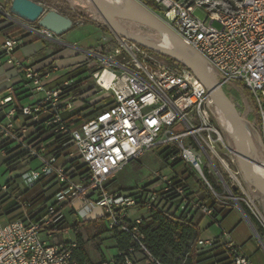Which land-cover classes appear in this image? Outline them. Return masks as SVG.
I'll list each match as a JSON object with an SVG mask.
<instances>
[{
	"label": "built area",
	"instance_id": "obj_1",
	"mask_svg": "<svg viewBox=\"0 0 264 264\" xmlns=\"http://www.w3.org/2000/svg\"><path fill=\"white\" fill-rule=\"evenodd\" d=\"M140 4L194 47L200 60L211 67L217 85L238 84L251 92L257 110L252 124L264 150V0H240L235 8L225 10L201 0H142ZM199 5L206 6V20L195 16ZM0 12L30 37L55 41L80 55L69 65H64L67 58L60 53L42 66L29 65L15 56L27 36H6L0 42V67L18 71L16 78L6 77L8 86L0 98V154L6 159L18 157L16 162L38 159L37 168L26 170L13 183L19 190L42 185L52 192L40 213L31 217V204L18 198L8 183L0 184V192L16 200L24 214L7 223L0 219V264H78L74 257L78 243L56 239L57 233L65 231L59 229L65 224L67 208L77 203L87 209L84 218L104 219L110 231L130 234L139 251L149 254L139 232L144 219L131 218L130 211H150L161 189L183 196L179 212L211 216L213 209L197 197L205 191L236 208L243 201L264 227V215L250 194L252 187L259 188L249 173L244 179L236 169L234 137L226 136L224 114L213 105L196 69L162 64L134 37L115 35L113 41L83 49L64 43L12 6ZM65 69L75 76L54 87L46 85L54 72ZM20 85L29 92V102H18ZM163 146L175 148L176 153L164 161L169 173L155 172V186L134 192L108 188V179L129 162ZM177 157L201 189L174 184L172 164ZM96 209L102 213L96 214ZM198 245L204 250L224 245L233 264H252L229 233L200 238ZM129 253H135L134 248ZM130 254L124 255L122 264H134Z\"/></svg>",
	"mask_w": 264,
	"mask_h": 264
},
{
	"label": "rangeland",
	"instance_id": "obj_2",
	"mask_svg": "<svg viewBox=\"0 0 264 264\" xmlns=\"http://www.w3.org/2000/svg\"><path fill=\"white\" fill-rule=\"evenodd\" d=\"M8 1V2H7ZM5 1L2 8L3 12L10 9L12 0ZM40 5H42L46 12L55 11L69 17L73 21L72 28L67 31L63 38L68 44H74L77 47L83 49H94L101 46L107 42L113 41L115 35L119 37L131 38L134 37L139 39V42L145 44L150 49L151 53L164 65L169 66L174 69H182L187 66L185 61L181 60L179 55L181 54V46L164 36H161L155 30L149 26L134 20L133 18L127 17L121 10L120 6L115 0H33ZM139 3L142 0H137ZM204 4L209 6H217L221 9H233L235 8L240 0H201ZM117 4V5H116ZM120 9H119V8ZM107 9V10H106ZM106 11V12H105ZM105 13V14H104ZM195 16L200 19L206 20L208 16V11L206 6L199 5L196 7ZM21 18V17H19ZM112 18V21L111 19ZM109 20V21H108ZM114 22V23H113ZM215 26L220 28V25L216 22ZM149 42V43H147ZM154 44L156 45L154 47ZM175 44V45H174ZM180 46V47H179ZM36 47L38 53L33 56L30 60L32 63H36L38 55L45 54L47 52L46 48L42 46L41 42H36ZM174 47V48H172ZM178 47V48H177ZM46 50V51H45ZM59 52L64 54L67 50L65 45H54L50 46V51ZM176 50V51H175ZM163 51L170 52L174 54L177 58H170ZM180 51V52H179ZM179 52V53H178ZM76 57L80 58V55L76 54ZM64 74V70L54 72L51 77V81L59 80L61 75ZM223 80L221 77H219ZM49 80V81H50ZM224 93L226 98L234 106L236 111L241 115L244 122V128L248 135L251 137L252 141L256 145V149L260 156L264 159L263 143L260 133H256L252 123L257 121V110L256 105L252 100V97L247 94L245 88L238 84L225 83ZM93 98V96H89ZM99 98V97H98ZM29 102L28 98L25 100ZM100 101V99H99ZM223 128L225 130L226 136H233L230 131L225 129V125L228 124V119L223 115L222 119ZM235 138V135L233 136ZM235 149V143L233 144ZM244 150L248 157L253 158L254 154L251 149V144L248 142L247 138H244ZM161 147H156L145 152L139 159L133 160L128 163L123 169L116 172L113 177H110L107 181L108 187L114 190L120 189L124 192H134L138 188H143V186L148 185L156 180L155 172L158 170H163L164 173H169L170 169L165 166L164 161L160 157L159 149ZM223 149V148H222ZM235 167L240 170L242 176L245 179L248 171L243 167L241 161L236 155ZM40 165L38 159L32 160L30 162H16L14 164L6 163V157L0 154V184H5L8 181H13L19 179L21 175L28 169H35ZM193 177V188L201 189L202 185L197 180L195 175ZM233 191L240 196L239 190L236 187H232ZM251 196L255 200L256 204L260 208L262 214L264 215V194L260 189L251 188ZM227 201L232 203L231 199L227 198ZM244 210H246L247 205L242 201L240 202ZM87 211V209H86ZM145 213V211H143ZM238 211L232 214L229 219L224 223H214L210 216H204L201 212H196V220L200 218V228L202 230V235L204 237L219 235L222 229L229 226L228 229L232 231V235L236 238V241L241 242L244 250L248 253H252L255 256V260L258 263L264 262V246L254 233L253 229L245 222V225L241 226L236 230L241 222V218H237ZM252 214V213H251ZM253 215V214H252ZM204 216V217H203ZM254 216V215H253ZM253 221V218L249 216ZM257 221L255 227L262 236V242L264 244V227L259 222V220L254 216ZM69 231V230H68ZM84 233L86 237L91 241L92 251H99V240H96L94 232L91 228L85 227ZM71 232L65 233L56 237L57 240L61 238H67ZM252 237V238H251ZM258 254V255H257ZM136 260L138 264H147V260L142 254H136Z\"/></svg>",
	"mask_w": 264,
	"mask_h": 264
},
{
	"label": "trees",
	"instance_id": "obj_3",
	"mask_svg": "<svg viewBox=\"0 0 264 264\" xmlns=\"http://www.w3.org/2000/svg\"><path fill=\"white\" fill-rule=\"evenodd\" d=\"M12 26H14V23L10 22L6 28ZM245 91L251 96V92L247 88H245ZM159 150L163 161H166L171 153H176L175 148L171 146H163ZM17 159L18 157L6 159V163L14 164ZM172 165L174 167L172 175L174 184L176 186L192 188L193 177L187 173L183 159L177 157ZM13 182L14 180L8 182L11 190L16 192L18 198L31 204L28 212L31 217H35L42 210L47 198L51 197L52 192L50 190L45 191L42 185H37L31 189L19 190ZM157 183L158 180H155L143 186V188L149 189ZM160 193L159 201L149 211V219H144L139 225V232L144 236L143 242L149 254L139 251V247L132 242L130 234L115 231L113 233L117 248L121 252L115 258V264H122L124 262V255L130 254V248H134L136 252L130 254L134 264H138V260L135 257L137 253L144 256L147 264H233L230 250L224 245H218L211 250H204L198 245V240L202 238L200 220L195 219L196 212L193 213L189 210L179 212L183 196H180L174 190L164 191L161 189ZM186 197L193 199L196 196ZM197 197L202 203L207 204L213 209V214L211 215L213 224L219 222V219L225 218L233 209V206L219 202L214 196H210L207 191L204 192L203 196ZM245 211L256 223L257 221L249 209L246 208ZM23 215L17 201L11 196L0 192V219H2V222L7 223L8 221L20 219L23 218ZM83 223L75 222L68 226L64 224L59 230L72 229L75 232L78 239V247L74 253L75 259L78 264H92L80 232V227Z\"/></svg>",
	"mask_w": 264,
	"mask_h": 264
},
{
	"label": "crops",
	"instance_id": "obj_4",
	"mask_svg": "<svg viewBox=\"0 0 264 264\" xmlns=\"http://www.w3.org/2000/svg\"><path fill=\"white\" fill-rule=\"evenodd\" d=\"M5 1H7V0H0V7L1 8L3 7L2 5L5 4ZM11 6H12V2H11ZM11 6H10V8H11ZM10 22H12V21L5 18L3 13L0 12V42L6 36H11V37L27 36L25 41L23 42V44L18 46L16 48V52H15L16 58L23 60L25 64L42 66V65L47 63V61L51 58V56L53 54L59 53V52H55L53 50L50 51V46L52 47L54 45H62V44H59L55 41L45 40L42 38L30 37L28 35L29 32L27 30L17 29V25L14 22H12V23H14V26L6 28L10 24ZM59 37L64 43L68 44V42L64 40L63 36H59ZM36 42H41L42 46L46 48L47 52H45V54L38 55V57L35 61L36 63H32V62H30V60L33 59V56L38 53V49L36 47ZM70 45H74V44H70ZM62 55L65 56V58H67V59H65L66 61H64L65 62L64 65L73 64L79 60V57H76V54H73V51L69 48H67L65 53ZM72 73L68 72V70L65 69L64 74H62L60 76L61 78L59 80L51 81L50 80L51 78H50V79L45 81L46 85L49 87H54V86L62 83L64 80H67V79L73 77L74 73L73 74ZM17 74H18V71L15 68L0 67V98H2L5 95L6 88L8 86V81H7L6 77L16 78ZM28 94H29V92L20 85L18 87V90L16 93L18 102L21 104L25 103L26 102L25 100L28 99ZM109 189L114 190L111 188H109ZM192 189H194L193 185H192ZM118 190H120V189H118ZM81 206H82L81 204L77 203L76 205L69 206L67 208L65 225L68 226V225L74 224L75 222H84L80 227V232L83 236V240L85 242V247L87 249V252L89 254V258H90V261L92 264H115V258L118 255H120L121 252L117 248V243H116V240L114 237V233L108 230L106 221L104 219H102V218H84L83 215L85 214L86 210L81 209ZM143 211H145V213H143ZM236 211H238V214H236L237 218H241V222L238 225V227L236 228V230L239 229L241 226L245 225V222H247V224L251 227L249 222L244 218L242 211L236 207H233L232 211L222 220L219 219L220 221L217 223H220V224H222V222L224 223L227 219H229V217L232 214L236 213ZM95 212L98 215H100L102 213V211L100 209H96ZM149 216H150L149 211L145 210V209H132L130 211V217L133 219L138 218V217H141L143 219H149ZM204 216H206V215H204ZM195 219H196V217H195ZM88 226L94 232V235L95 236L97 235L95 237V239L99 240V251H96V252L92 251V246H91L92 243L86 237V235L84 233L85 227H88ZM228 228H229V226L228 227L226 226L225 229H222V231L220 232L219 235L211 236V237L210 236L204 237L202 235V238H205V239L218 238L222 235L223 232H226V233L230 234V237L232 238V240L237 245L243 247V245H241V242L236 241V238L232 235V231ZM68 232H71V234H69V236L67 238H61L59 240L70 239V240H74L78 243L77 236L72 229H66L64 232H59L56 234V237H59L60 235L68 233ZM260 242L264 246V244L261 240H260ZM243 249H244V247H243ZM245 253L250 256V258L252 260V264H264V262L258 263L255 260L256 255L253 256L252 253H248L246 251H245Z\"/></svg>",
	"mask_w": 264,
	"mask_h": 264
},
{
	"label": "water",
	"instance_id": "obj_5",
	"mask_svg": "<svg viewBox=\"0 0 264 264\" xmlns=\"http://www.w3.org/2000/svg\"><path fill=\"white\" fill-rule=\"evenodd\" d=\"M120 6L122 12L126 14L127 17L133 18L137 20L153 30L159 33L161 36L169 38L175 42H177L180 46L185 48L192 58V63L187 64L191 65L196 71L200 74V76L205 81L208 92L212 96L213 105H216L222 113L226 116V111L229 112L233 121L237 127V133L235 134V152L241 161L242 165L245 164L252 169V172H249L244 166V168L248 171V173L252 176L254 182L257 187L264 194V170L260 168L256 161L248 158L243 152V143L245 138L244 132V122L241 115L236 111L234 106L230 103V101L226 98L225 95L220 94L217 91L216 85L211 81L207 70L204 66V63L200 60L196 50L192 45L187 43L183 38H181L177 33H175L170 27H168L162 20L154 17L149 19L136 10L132 8V6L128 3V0H115ZM12 9L16 11L18 14L27 18L30 21H39L40 26L54 32L58 36H63L67 31H69L73 26V21L58 12L50 11L46 12L44 7L39 3L33 0H13L12 1ZM70 45V44H69ZM167 56L171 58H177L174 54L163 51ZM227 117V116H226ZM239 209L242 211L244 218L249 222L251 227L253 228L256 236L260 239V234L257 231L255 224L246 213V211L239 205Z\"/></svg>",
	"mask_w": 264,
	"mask_h": 264
},
{
	"label": "bare ground",
	"instance_id": "obj_6",
	"mask_svg": "<svg viewBox=\"0 0 264 264\" xmlns=\"http://www.w3.org/2000/svg\"><path fill=\"white\" fill-rule=\"evenodd\" d=\"M128 3L132 6V8L134 10H136L138 13H140L141 15L149 18V19H152L154 18V14L151 13L149 10H147L142 4H140L137 0H128ZM118 4V3H117ZM116 4V5H117ZM119 8V7H118ZM120 9V8H119ZM107 10V9H106ZM106 12V11H105ZM105 14V13H104ZM126 15V14H125ZM111 21H112V18H110ZM109 21V20H108ZM114 23V22H113ZM149 43V42H147ZM150 44V43H149ZM175 45V44H174ZM156 45L154 44V47ZM180 47V46H179ZM156 48V47H155ZM174 48V47H172ZM178 48V47H177ZM181 48V54L179 55L180 59L183 61H185V63L187 64H191L192 63V58L190 56V54L188 53V51L183 48L182 46L180 47ZM176 51V50H175ZM180 52V51H179ZM178 52V53H179ZM204 66L207 70V73L211 79V81L213 82V84L216 85V88H217V91L222 94V95H225L224 93V86L223 87H220L219 85H217V82H216V79H215V75L211 69V67L208 65V64H205L204 63ZM226 116H227V119H228V124L225 125V129H227L228 131H230L232 133V135L234 136L236 133H237V127L233 121V117L232 115L226 111ZM244 132H245V138L248 139V142H250L251 144V149L253 151V158H251L252 160L256 161L257 164L260 166V168L262 170H264V159L262 156H260V154L258 153V150L256 149V145L254 144V142L252 141L251 137L248 135L247 131H246V128H244ZM234 143H235V138H234ZM243 152L246 156H248L244 150V146H243ZM236 154V152H235ZM237 156V155H236ZM238 157V156H237ZM250 158V157H248ZM243 166L249 171V172H252V169L250 167H248L247 165L243 164Z\"/></svg>",
	"mask_w": 264,
	"mask_h": 264
}]
</instances>
